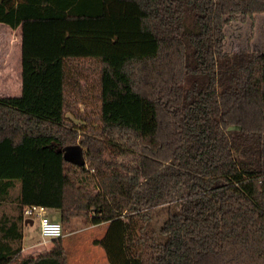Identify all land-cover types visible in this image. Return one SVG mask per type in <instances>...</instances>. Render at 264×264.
<instances>
[{
  "label": "trees",
  "instance_id": "1",
  "mask_svg": "<svg viewBox=\"0 0 264 264\" xmlns=\"http://www.w3.org/2000/svg\"><path fill=\"white\" fill-rule=\"evenodd\" d=\"M263 12L0 0V22L21 28V92L0 96V264H67L61 236L21 252L30 204L106 222L93 242L110 264H264V49H224L230 19Z\"/></svg>",
  "mask_w": 264,
  "mask_h": 264
},
{
  "label": "rangeland",
  "instance_id": "2",
  "mask_svg": "<svg viewBox=\"0 0 264 264\" xmlns=\"http://www.w3.org/2000/svg\"><path fill=\"white\" fill-rule=\"evenodd\" d=\"M224 35V49L226 51L231 52L246 47L264 49V12L250 16L235 15L225 24ZM0 85L5 88L11 87L10 77H6V74H0ZM63 153L69 160L78 161L80 158V151L77 146L66 147ZM170 210H175V206L165 207L157 212L153 216L150 226L158 228ZM30 218L33 221L26 223L23 243L28 244L31 240L37 242L36 249L33 245V250L38 251L44 250L45 246H52V239L45 242L40 234L38 216L34 214ZM85 226L86 223L81 218H73L68 224H62L63 235L61 238L67 256V264H110L102 245L93 242L95 238H100L104 234L106 225Z\"/></svg>",
  "mask_w": 264,
  "mask_h": 264
},
{
  "label": "crops",
  "instance_id": "3",
  "mask_svg": "<svg viewBox=\"0 0 264 264\" xmlns=\"http://www.w3.org/2000/svg\"><path fill=\"white\" fill-rule=\"evenodd\" d=\"M0 74H6V77H10V86L8 88L0 85V96H8V95H19L21 92V28L20 25L15 27H11L5 22H0ZM14 84V87H13ZM16 84V85H15ZM15 87H17L15 89ZM1 210H6L9 213L13 212V208L11 205L6 204L1 207ZM48 212H50L49 216L52 218H57L59 215V210L54 208H48ZM106 225V222L92 224L95 225ZM26 223H23L22 226V248L21 252L24 255H32L38 250H33V245L36 249L35 241L31 240L30 243L24 244V231L26 227ZM92 225H86L85 227H93ZM48 239H44L47 242ZM52 246H45L44 250H49ZM42 251V250H40ZM98 256V255H97ZM106 256V255H105ZM96 262V261H95Z\"/></svg>",
  "mask_w": 264,
  "mask_h": 264
},
{
  "label": "built area",
  "instance_id": "4",
  "mask_svg": "<svg viewBox=\"0 0 264 264\" xmlns=\"http://www.w3.org/2000/svg\"><path fill=\"white\" fill-rule=\"evenodd\" d=\"M34 214L38 216L39 231L43 239H52L63 235L60 220L50 217L47 207L43 205L30 204L23 210V215L26 218H30Z\"/></svg>",
  "mask_w": 264,
  "mask_h": 264
},
{
  "label": "water",
  "instance_id": "5",
  "mask_svg": "<svg viewBox=\"0 0 264 264\" xmlns=\"http://www.w3.org/2000/svg\"><path fill=\"white\" fill-rule=\"evenodd\" d=\"M79 151H80V148H79ZM80 157H81V154H80ZM32 219L31 218H26V219H24V223H32Z\"/></svg>",
  "mask_w": 264,
  "mask_h": 264
}]
</instances>
